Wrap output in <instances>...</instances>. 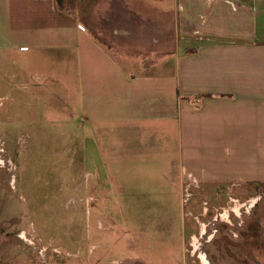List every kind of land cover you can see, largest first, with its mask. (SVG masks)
I'll return each instance as SVG.
<instances>
[{
    "label": "crops",
    "instance_id": "0c3cea01",
    "mask_svg": "<svg viewBox=\"0 0 264 264\" xmlns=\"http://www.w3.org/2000/svg\"><path fill=\"white\" fill-rule=\"evenodd\" d=\"M0 73L61 87L105 176L176 154L228 205L262 192L264 0H0Z\"/></svg>",
    "mask_w": 264,
    "mask_h": 264
},
{
    "label": "rangeland",
    "instance_id": "374dc122",
    "mask_svg": "<svg viewBox=\"0 0 264 264\" xmlns=\"http://www.w3.org/2000/svg\"><path fill=\"white\" fill-rule=\"evenodd\" d=\"M12 82L0 73V264H264V185L241 201L230 184L228 205L176 154L173 171L105 176L92 144L79 159L61 87Z\"/></svg>",
    "mask_w": 264,
    "mask_h": 264
},
{
    "label": "built area",
    "instance_id": "2783aa9c",
    "mask_svg": "<svg viewBox=\"0 0 264 264\" xmlns=\"http://www.w3.org/2000/svg\"><path fill=\"white\" fill-rule=\"evenodd\" d=\"M258 196H259V195H258ZM259 198H260V196H259L258 198L255 199V201H254L253 204H250L251 207L254 206L255 204H257V201H258ZM251 201H252V200H249L248 202H251ZM233 203H235V202H233Z\"/></svg>",
    "mask_w": 264,
    "mask_h": 264
},
{
    "label": "flooded vegetation",
    "instance_id": "af4514ba",
    "mask_svg": "<svg viewBox=\"0 0 264 264\" xmlns=\"http://www.w3.org/2000/svg\"><path fill=\"white\" fill-rule=\"evenodd\" d=\"M255 207V205L254 206H252L251 208H254Z\"/></svg>",
    "mask_w": 264,
    "mask_h": 264
},
{
    "label": "bare ground",
    "instance_id": "6f19581e",
    "mask_svg": "<svg viewBox=\"0 0 264 264\" xmlns=\"http://www.w3.org/2000/svg\"><path fill=\"white\" fill-rule=\"evenodd\" d=\"M236 212H237V210H236ZM29 240V239H28Z\"/></svg>",
    "mask_w": 264,
    "mask_h": 264
}]
</instances>
